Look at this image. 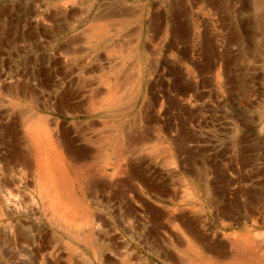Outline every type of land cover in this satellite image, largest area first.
I'll return each instance as SVG.
<instances>
[{
	"label": "rangeland",
	"instance_id": "rangeland-1",
	"mask_svg": "<svg viewBox=\"0 0 264 264\" xmlns=\"http://www.w3.org/2000/svg\"><path fill=\"white\" fill-rule=\"evenodd\" d=\"M43 122L94 167L58 185L75 220L44 206ZM241 237L261 255L264 0H0V264H239Z\"/></svg>",
	"mask_w": 264,
	"mask_h": 264
},
{
	"label": "bare ground",
	"instance_id": "bare-ground-1",
	"mask_svg": "<svg viewBox=\"0 0 264 264\" xmlns=\"http://www.w3.org/2000/svg\"><path fill=\"white\" fill-rule=\"evenodd\" d=\"M113 87H114V84H113ZM117 87H118V84L116 85L115 88H113V89L111 88L112 90H110L109 88H106V96H105V98H103V101L101 100L102 102H100L99 105H97V103H95V101H94L95 100L94 93L92 95H90L91 97H88V98L86 97L87 100L89 99L87 102L90 103L89 104L90 110H94V108H98L95 105H97V106H100V105L101 106H111V105H113L115 95L118 92ZM96 92H98V91H96ZM95 94L98 95L99 92L95 93ZM103 94L105 95V93H103ZM123 104H124L123 102H120V107ZM115 105H116V103H115ZM118 111L122 112L123 107H121ZM45 122H43L39 125L31 126V132L29 133L31 136V141H30L31 143L30 144L33 148L34 154H36V157H37V160L35 163H36V167H38V171L40 172L39 179L41 180V182L43 183V186H44V188L41 192H43V194L46 196L45 199L48 200V204L44 205V206L50 209L51 218L55 219V221H57V222H61V219H63V218H67L69 220H75L76 216H77L76 215V209H74L72 204H67V203L62 202V200L59 197L60 193H58V190H59L58 185L61 182H65L67 180L66 178H69V174H70L72 177H75L77 180H79V182L82 185L88 187V184L91 182V172L94 169V167L92 168L89 164H87L86 163L87 161L85 162V160L83 158L78 159V157H77L74 159H69L70 161H68V162L66 159L64 160V158H63L64 155H63L62 150H61L62 146H61V148H59L57 139L49 133V130L46 128L47 125L45 124ZM118 139H119V141H117L114 145L112 144L113 145L112 151H110L111 152L110 157L114 158L115 161L111 162L109 165H111V167L114 169V172L116 175H117V173L119 174L118 178H120V180L118 179L117 182H120L122 185L125 182L124 175L126 174L127 167H128L125 159H126L127 148L129 147L130 143L128 140L129 138L125 133V130H122L120 137ZM99 140H101V139H99ZM102 142L105 144V141L102 140ZM97 143L99 144V142H97ZM92 145H94V144H92ZM107 145H108V143H107ZM100 147H101V145H100ZM65 152H67V150ZM81 159H83L84 161H82ZM107 160L108 159H106V163L108 164L109 161L107 162ZM92 164H94V163H92ZM22 165H24V164H22ZM63 169L69 170V172H67V173L65 172L64 174L61 173L62 179L59 180L55 177L54 171L58 170V171L62 172ZM95 170H97V168ZM110 177H111V175H108V178H110ZM45 186H46V188H45ZM80 219L82 220V222H85V221L88 222V220H89L88 213H86V215H83L82 217H80ZM258 236H259V234H258ZM90 241H91L90 237L86 238V242L88 244ZM252 243H253V241L252 242L251 241H248V242L245 241L244 237H241V239L238 238V240L236 239V241H232V244L235 247V249H240L241 251L243 250L242 254L237 259L239 264H264V249H263V252L261 253V255H259V254L257 255L255 253V251H257V250H255V247L257 246L256 245L257 242H256V240H254V243L253 244ZM261 244H262L261 248L262 247L264 248V240L261 241ZM254 245H255V247H254ZM186 264H198V263H195L194 261L190 260V261L186 262Z\"/></svg>",
	"mask_w": 264,
	"mask_h": 264
},
{
	"label": "crops",
	"instance_id": "crops-1",
	"mask_svg": "<svg viewBox=\"0 0 264 264\" xmlns=\"http://www.w3.org/2000/svg\"><path fill=\"white\" fill-rule=\"evenodd\" d=\"M101 27H102V25H98V27L97 26H94L91 29V32H92L91 34L96 33L98 30L102 29Z\"/></svg>",
	"mask_w": 264,
	"mask_h": 264
}]
</instances>
